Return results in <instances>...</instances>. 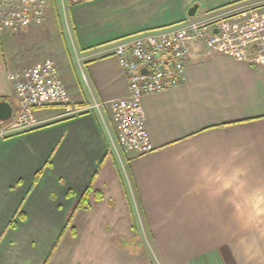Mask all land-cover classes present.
<instances>
[{"label": "crops", "instance_id": "obj_1", "mask_svg": "<svg viewBox=\"0 0 264 264\" xmlns=\"http://www.w3.org/2000/svg\"><path fill=\"white\" fill-rule=\"evenodd\" d=\"M253 6L264 8V0H48L47 13L57 9L59 18H49L61 20L71 34V42L64 36L58 44L75 77L62 75L56 59L60 76L71 97L88 104L129 95L115 41ZM3 31L0 97L17 109L9 74L26 66L19 68L14 44L7 51L5 39L17 34ZM187 50L185 81L142 97L151 139L146 152L120 146L107 104L64 117H56L65 111L61 106L39 109L37 119L56 118L0 138V264H43L49 246L67 232L90 244L89 257L127 258L119 238L143 236L150 253L132 254L142 264H264V214L240 216L230 199L241 185L264 190V60L251 63L202 40L188 41ZM217 176L234 178L233 187L222 190L225 181ZM89 186L91 207L79 209L65 228ZM12 218L17 227L7 228ZM72 255L71 264H79Z\"/></svg>", "mask_w": 264, "mask_h": 264}, {"label": "built area", "instance_id": "obj_2", "mask_svg": "<svg viewBox=\"0 0 264 264\" xmlns=\"http://www.w3.org/2000/svg\"><path fill=\"white\" fill-rule=\"evenodd\" d=\"M48 0H0V30L17 34L30 23H42ZM217 29V31H214ZM202 40L216 51L251 63L264 60V8L253 6L215 13L210 18L185 21L144 31L115 41L113 53L120 59L129 95L103 103L75 102L53 59L9 74L18 99L17 110L0 122V138L41 127L56 117L75 116L107 104L116 124L117 140L126 151L151 149L142 97L182 84L186 79L187 42ZM257 44L255 53L251 48ZM62 106L56 117L37 119L34 112Z\"/></svg>", "mask_w": 264, "mask_h": 264}, {"label": "rangeland", "instance_id": "obj_3", "mask_svg": "<svg viewBox=\"0 0 264 264\" xmlns=\"http://www.w3.org/2000/svg\"><path fill=\"white\" fill-rule=\"evenodd\" d=\"M50 9H52V12L49 11L47 13L48 15H46V18L42 23H30L22 28V30L17 33L16 36H8L9 39H5L7 51L10 52L13 44L16 46L15 52L17 60L21 61L20 63H22L23 65L19 68L25 66L27 67L28 65H34L36 63L43 62L46 59H53L54 61L58 59L61 62L62 75L66 74L70 79L72 77V74L73 77H75V73L72 69V65L67 67L64 64L63 53L60 52L58 43L60 38L64 40V36L67 37V40L69 42H71V34L69 33V30L67 29L65 23H63L62 26L61 20L55 18L56 20L54 19L53 21L49 18V16L53 15V13H55L57 10H55V8H49V10ZM53 10H55V12ZM62 13L64 16L66 15L65 11H63ZM59 16L60 15L57 12L56 17L59 18ZM62 29L64 30L65 34L61 37L59 35V30ZM72 57L74 61L73 66L77 70L85 90H89L88 84L86 82V77L84 75V67L82 68L80 66V62L78 61V58L74 55V53H72ZM69 62H71V60H69ZM72 99L75 101L74 98ZM61 108L64 110L66 109L62 106ZM3 233L4 230L1 232V235H3ZM72 236V232L70 234L68 232L65 234L63 233V236H61L60 234V236L56 240L57 245L55 241L54 245L52 244L53 247L49 246L48 258H50H47L48 260L46 262L45 260H43V264H71L74 256L72 255V253L74 252L76 253V260L74 261H78L79 264H118L121 261L125 264H142V261L135 259L132 254H135L138 251L142 252L144 248H147V250H149L147 252L150 253V249L152 248L151 244L143 236L142 238H138L139 241H130V239L124 240L123 238H119L120 240L118 239V244L125 246L124 248L128 252V255H126L127 258H124L123 256H118L117 259H113V256L111 258H101L91 255L89 257L87 253L89 251L90 244L84 241L81 242L79 238ZM102 247L104 248L103 244L95 245V249H100ZM35 248H37V246ZM149 253L148 255L150 256ZM139 259L141 258L139 257ZM143 264H145V261H143Z\"/></svg>", "mask_w": 264, "mask_h": 264}, {"label": "clouds", "instance_id": "obj_4", "mask_svg": "<svg viewBox=\"0 0 264 264\" xmlns=\"http://www.w3.org/2000/svg\"><path fill=\"white\" fill-rule=\"evenodd\" d=\"M216 179L225 181L222 185V190L233 187L234 178L217 176ZM230 199L240 216L255 218L258 215L264 214V190H245L241 185L234 189Z\"/></svg>", "mask_w": 264, "mask_h": 264}, {"label": "trees", "instance_id": "obj_5", "mask_svg": "<svg viewBox=\"0 0 264 264\" xmlns=\"http://www.w3.org/2000/svg\"><path fill=\"white\" fill-rule=\"evenodd\" d=\"M0 100H7V101H9V102L11 103V101H10L6 96H2V97H0ZM16 110H17V109L14 108V112H15ZM41 174H42V169L39 170V171L36 173V175H35V177H34V183H36V182L38 181V179H39V177L41 176ZM91 191H92V190H91L90 186L85 190V192L83 193V195L81 196V198L78 200L77 204L75 205L74 209L72 210L71 214L69 215V218H68V220H67V224H66L65 228H66V227H69V226L71 225L72 218H73L74 214H75L79 209H89V208L91 207V203H90V201H89V197H90ZM73 194H74L73 191H69V192H68V195H69V196H71V195H73ZM95 195H96L97 197H99V196L97 195V192H95ZM18 214H19V216H21V215H22V212L19 211ZM8 227H13V228H16V227H17V222H16V220H15L14 218H12V219L9 221V223L7 224V228H8ZM71 230L74 232V227H73V226H71ZM61 235H62V234H61Z\"/></svg>", "mask_w": 264, "mask_h": 264}, {"label": "water", "instance_id": "obj_6", "mask_svg": "<svg viewBox=\"0 0 264 264\" xmlns=\"http://www.w3.org/2000/svg\"><path fill=\"white\" fill-rule=\"evenodd\" d=\"M198 5L194 4L189 9V15L194 16L196 14ZM214 31H217L215 29ZM257 48V44L255 43L254 46L251 48V54L255 53ZM14 113L13 105L7 100H0V122L8 120Z\"/></svg>", "mask_w": 264, "mask_h": 264}]
</instances>
